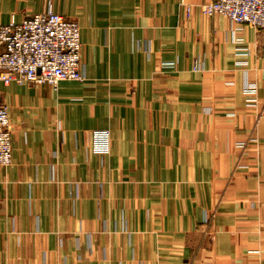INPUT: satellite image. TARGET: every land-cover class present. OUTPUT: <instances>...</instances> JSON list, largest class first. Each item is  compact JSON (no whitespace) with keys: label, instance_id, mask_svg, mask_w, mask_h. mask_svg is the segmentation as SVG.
I'll list each match as a JSON object with an SVG mask.
<instances>
[{"label":"crops","instance_id":"0c3cea01","mask_svg":"<svg viewBox=\"0 0 264 264\" xmlns=\"http://www.w3.org/2000/svg\"><path fill=\"white\" fill-rule=\"evenodd\" d=\"M210 1L0 0L78 20L86 78L0 80V264H264V29Z\"/></svg>","mask_w":264,"mask_h":264},{"label":"built area","instance_id":"2783aa9c","mask_svg":"<svg viewBox=\"0 0 264 264\" xmlns=\"http://www.w3.org/2000/svg\"><path fill=\"white\" fill-rule=\"evenodd\" d=\"M193 6L187 5L190 15ZM209 17H227L234 30L244 25L264 29V0H212L201 5ZM81 25L75 18L53 10L31 14L21 22L0 25V80L29 86L49 84L58 90L63 80L84 81ZM258 83L247 80V106L258 105ZM109 130L94 132V148L107 152ZM243 146L246 143L242 144ZM12 125L8 104L0 102V166L12 162Z\"/></svg>","mask_w":264,"mask_h":264}]
</instances>
